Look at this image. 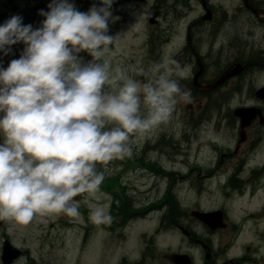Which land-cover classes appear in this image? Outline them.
<instances>
[{
    "label": "flooded vegetation",
    "instance_id": "flooded-vegetation-1",
    "mask_svg": "<svg viewBox=\"0 0 264 264\" xmlns=\"http://www.w3.org/2000/svg\"><path fill=\"white\" fill-rule=\"evenodd\" d=\"M40 3L0 0V13ZM141 7L152 12L147 20H156L163 44L176 45L175 65L187 73L180 82L196 108L187 106L193 118L181 120V138L172 126L171 137L162 134L134 153L132 188L121 185V176L105 177L93 204L105 201L112 222L92 223L83 243L101 234L107 245L125 244L126 232L140 224L131 264H264V0H146ZM150 48L154 53L156 45ZM163 55L160 48L154 65L161 66ZM9 63L1 53L0 66ZM239 110L245 114L235 115ZM173 139L180 140L166 152ZM167 156H180L185 170L163 167ZM160 236L173 242L161 254L153 242Z\"/></svg>",
    "mask_w": 264,
    "mask_h": 264
},
{
    "label": "clouds",
    "instance_id": "clouds-1",
    "mask_svg": "<svg viewBox=\"0 0 264 264\" xmlns=\"http://www.w3.org/2000/svg\"><path fill=\"white\" fill-rule=\"evenodd\" d=\"M113 3L99 0L102 6L81 12L69 0H52L39 12V28L19 15L0 25V53L25 46L0 66V221L79 217L74 198L96 199L108 165L132 155L133 138L169 121L178 98L189 101L173 78L187 75L178 64L139 73L141 82L103 59L116 41L107 34ZM81 52L92 60L83 63ZM90 219L112 222L99 203L90 205Z\"/></svg>",
    "mask_w": 264,
    "mask_h": 264
},
{
    "label": "rangeland",
    "instance_id": "rangeland-1",
    "mask_svg": "<svg viewBox=\"0 0 264 264\" xmlns=\"http://www.w3.org/2000/svg\"><path fill=\"white\" fill-rule=\"evenodd\" d=\"M133 1L134 0H114V3L111 7L112 18L108 26V33H112L113 38H116V41L113 51L106 53L103 59L107 60L111 64L112 70L120 68L129 77L133 79L138 78L142 80L141 82H144L146 75L151 74V72L156 67V65H154L152 62L154 58L151 57H157L159 55L160 48H162L164 54V60L161 64V67L167 65L168 68L173 70L176 69L177 64L175 65V63H172L174 61L173 55L176 51V45L169 44L168 46H165V44H163V40L159 36V33H162L160 28L157 25H149L147 23V18L152 16V12L147 10H144L143 13L137 12L135 9H133V5H135L133 4ZM42 2L48 4L50 0H42ZM90 2L96 4L98 7L102 6L99 4V0H90ZM215 4L217 6L218 3ZM15 7L16 6L14 5L12 7L9 6V10L0 13V25H2L6 20L10 19L14 15L21 16L24 25L31 19V11L22 7H16L15 9ZM148 8L149 7L144 9ZM163 27H165V25ZM250 29L253 28L250 27ZM248 41L251 44H255V41L253 40L248 39ZM152 44L156 45L154 53H151L150 47ZM24 47L25 46L23 45L22 53ZM14 50L15 45L12 46L11 52L8 55L9 62L16 59ZM79 57L81 59L85 57L82 59V61L85 64L88 63L87 59L89 57H86L85 52L79 53ZM139 73H144L146 75H140ZM173 78L178 79L182 92L189 95V101L186 102L178 98V103L175 106V110L173 111L169 121L153 129L143 137H134L131 144L132 152L134 149H138L134 147L138 146L146 138L152 141L162 134H167L169 137H171L172 126L174 127L175 132H181V138V136H183V131H181L182 127L180 124L181 120L185 118L186 120L191 121L193 118L190 114L192 111L187 109V106L191 105V107L196 108V106L193 104L194 96L192 92L187 90L186 87L180 82L181 78H177L175 76H173ZM200 99L201 97L196 98L195 101L199 103ZM178 104L181 105V110L179 109L180 107ZM225 117L227 118L228 114H226ZM198 118L199 117L194 119ZM179 140L180 139L171 140L170 146L167 147L166 152H171L173 146H175ZM139 148L142 150L145 147ZM181 164L182 159L180 156H167L166 159L162 161L163 167H174L175 169H179L181 171L185 170L184 166ZM108 167L110 169L105 172V177H110L113 174L116 176H121L122 186H129L131 188L133 187V163L130 164L127 161L119 162L118 160H114L108 165ZM114 167L126 168L127 170H125V172L114 171L112 170ZM182 200L186 210L190 212L192 207L189 206L193 205L191 203L192 194L189 191H186L182 196ZM89 203V199L83 198V200L78 203L79 212L83 210L82 208H86ZM59 215L61 217H65V214H53L51 216L45 217L36 216L26 225H19L15 222L7 221V229H5L6 231L4 232L8 235L10 241H12L17 247H23L29 252L28 255L18 260L15 264H113L114 258H117L119 255L126 256V258H128L126 261L132 262L130 257L133 256V246L130 248L121 245L112 250L106 244L104 245L105 239L102 241L101 238L96 237L97 245L95 246L93 241L86 248V243H83L81 246H79L78 240H76V238L81 234L75 228L68 232L61 231L56 227L51 230L49 225L51 224L54 226L57 223L56 221L58 220ZM88 216L90 215L88 214ZM71 220L78 223H84V216L81 215L77 218L71 217ZM4 232L0 230V254ZM154 243L157 245L158 252L160 253H162V250L167 245L173 244V242L167 236H161L159 239L154 240ZM113 251H116V253H113ZM88 255H91L92 258L90 259Z\"/></svg>",
    "mask_w": 264,
    "mask_h": 264
},
{
    "label": "water",
    "instance_id": "water-1",
    "mask_svg": "<svg viewBox=\"0 0 264 264\" xmlns=\"http://www.w3.org/2000/svg\"><path fill=\"white\" fill-rule=\"evenodd\" d=\"M21 252L11 248L7 243L4 244L1 254L2 264H11L16 258L20 256Z\"/></svg>",
    "mask_w": 264,
    "mask_h": 264
},
{
    "label": "bare ground",
    "instance_id": "bare-ground-1",
    "mask_svg": "<svg viewBox=\"0 0 264 264\" xmlns=\"http://www.w3.org/2000/svg\"><path fill=\"white\" fill-rule=\"evenodd\" d=\"M1 254H2V252H1Z\"/></svg>",
    "mask_w": 264,
    "mask_h": 264
}]
</instances>
